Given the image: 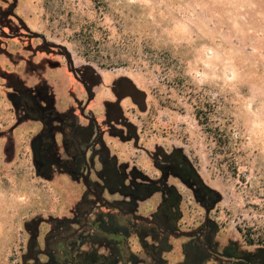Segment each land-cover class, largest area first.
<instances>
[{
    "label": "rangeland",
    "instance_id": "rangeland-1",
    "mask_svg": "<svg viewBox=\"0 0 264 264\" xmlns=\"http://www.w3.org/2000/svg\"><path fill=\"white\" fill-rule=\"evenodd\" d=\"M0 26L8 34L38 33L52 46L46 51L41 38L8 39L0 31V264H33L25 257L33 236L41 249L54 231L60 230L53 236L57 246L69 239L61 226L74 219L84 187L68 175L31 173L29 154H19L29 127H16L4 76H22L27 86L46 82L57 106L75 111L85 93L67 62L99 79L90 106L96 114L113 100V82L132 87L121 108L139 140L106 133L105 142L128 171L137 168L159 186L178 189V231L209 222L210 245L221 255L229 247L264 251V0H0ZM158 148L180 150L194 166L214 196L206 206L191 184L173 174L162 180L153 160H163ZM166 195L160 190L139 200L136 214L153 219ZM167 237L171 249L160 261L137 234L129 243L140 264H184L193 239L162 234ZM82 250L109 255L112 247L88 241ZM128 251L122 249L123 264ZM39 257L49 260L46 253ZM202 264L220 262L209 257Z\"/></svg>",
    "mask_w": 264,
    "mask_h": 264
},
{
    "label": "flooded vegetation",
    "instance_id": "flooded-vegetation-1",
    "mask_svg": "<svg viewBox=\"0 0 264 264\" xmlns=\"http://www.w3.org/2000/svg\"><path fill=\"white\" fill-rule=\"evenodd\" d=\"M0 31L8 39L41 38L43 43L41 48L46 51L52 47L38 33L25 30L8 34L1 26ZM1 39L3 38L0 36ZM0 52H3V49H0ZM66 65L69 74L82 86L85 93L84 99L76 100L75 111L71 104L66 109H60L57 106L53 89L49 88L46 82L27 86L22 76L13 73L6 74L7 72L3 75L8 85L12 87L7 97L16 113V127L23 129L29 127V132L23 133L21 138L19 154L20 156L29 154L32 165L31 173L45 179L68 175L84 187V193L76 206L75 217L72 221L79 223L80 218L85 215L90 216L99 209L109 206L100 204L96 201L97 197L99 196L105 202L107 199L104 193H120L126 183H143L154 187L156 192L167 190L170 187L178 191L173 185L159 186L137 168L128 171L127 164L120 163L116 155L112 156L105 142L106 133L122 140H134L136 144L139 140L137 128L127 121L121 108L123 99L132 96V87L124 82H113L109 87L113 100L102 102L103 112L99 115L90 107L96 99L93 86L99 83V79L88 67L77 70L72 62H67ZM8 145L9 143L6 142L4 150H7ZM158 152L163 160L159 156H154L153 160L154 165L162 170V180L166 181L168 176L173 174L183 182L191 184L195 187L196 195L206 206L207 200L212 199L209 189L202 188L192 177L185 180L181 176L185 166L189 167L184 154L177 149L166 154L158 148ZM129 178L131 181H128ZM157 219L161 223L166 222L163 212ZM209 226L210 223L206 222L205 225L187 235L193 240L186 244L188 253L184 264H202L209 257H214L220 264H264V251L236 252L230 247L224 255L215 251L209 242L210 235L207 234ZM59 232L60 230L54 231L48 236L45 249L40 248L36 236H33L28 245L29 252L25 257H31L33 264H61L55 257L58 243L53 238ZM177 232L176 229L170 234L175 235ZM164 241L167 240H162L161 236L159 242L166 243ZM42 253L49 256L47 262L41 261L39 256Z\"/></svg>",
    "mask_w": 264,
    "mask_h": 264
},
{
    "label": "trees",
    "instance_id": "trees-1",
    "mask_svg": "<svg viewBox=\"0 0 264 264\" xmlns=\"http://www.w3.org/2000/svg\"><path fill=\"white\" fill-rule=\"evenodd\" d=\"M200 123H204L198 114ZM181 173L183 179L190 177L205 189H208L202 178L187 160ZM190 168V169H189ZM156 192L154 187H149L143 183H126L122 187L120 194L126 198L115 200L111 205L101 208L94 214L80 218L79 223L73 221L63 223L61 227L69 230V239L57 246L55 257L61 264H123L122 249H127L130 254L127 263L140 264L141 259L132 252L129 239L132 234H137L143 247L155 258L156 261L162 259L161 254L171 249V244L160 243L162 234L176 230L178 219L180 218L179 203L181 196L175 188H168L167 195L153 214V219H139L134 213L138 207L139 200H146ZM213 193V192H212ZM214 198L213 195H211ZM106 209V210H104ZM162 212L165 214L166 222L157 219ZM120 219L122 222L120 221ZM171 235V234H170ZM147 238L154 240L149 243ZM102 242L112 247L111 254L104 255L97 250H82L86 242ZM229 248H226L227 251ZM233 249V248H231ZM234 250V249H233ZM232 250V251H233ZM235 251V250H234Z\"/></svg>",
    "mask_w": 264,
    "mask_h": 264
},
{
    "label": "water",
    "instance_id": "water-1",
    "mask_svg": "<svg viewBox=\"0 0 264 264\" xmlns=\"http://www.w3.org/2000/svg\"><path fill=\"white\" fill-rule=\"evenodd\" d=\"M97 199L98 200H96V201H99L100 202V204H102V205H111V202L109 201V200H106L105 202H103V200H102V198H100L99 196L97 197ZM134 213V215H135V217H137V218H139V219H146L145 217H143V216H138L137 214H136V211L135 212H133ZM189 234H191V231H178L177 233H175V235H177V236H179V235H189Z\"/></svg>",
    "mask_w": 264,
    "mask_h": 264
}]
</instances>
